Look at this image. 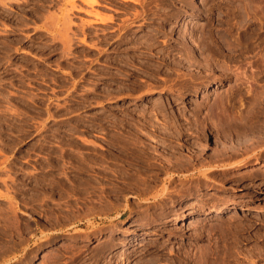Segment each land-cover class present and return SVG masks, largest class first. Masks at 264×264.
Instances as JSON below:
<instances>
[{
	"label": "rangeland",
	"instance_id": "rangeland-1",
	"mask_svg": "<svg viewBox=\"0 0 264 264\" xmlns=\"http://www.w3.org/2000/svg\"><path fill=\"white\" fill-rule=\"evenodd\" d=\"M98 1L0 0V264H264V0Z\"/></svg>",
	"mask_w": 264,
	"mask_h": 264
},
{
	"label": "bare ground",
	"instance_id": "bare-ground-1",
	"mask_svg": "<svg viewBox=\"0 0 264 264\" xmlns=\"http://www.w3.org/2000/svg\"><path fill=\"white\" fill-rule=\"evenodd\" d=\"M83 2H85L86 4H89V5H91V6H93V5H95V4H98L99 3V1L98 0H82ZM137 1V0H136ZM135 2V1H134ZM71 4H72V6L73 7H75L76 6V3H75V0H71ZM97 14H99L98 13V11H97ZM172 14V13H171ZM96 15V14H95ZM97 16H100V15H97ZM211 34V33H210ZM262 35V34H261ZM261 35L260 36H258L257 38H255L256 39V42H255V44L257 43V40L259 39H261L260 40V42H258V44H256L253 48L250 46H248V47H245V49H239V54H237V55H241L240 57L239 56H237V55H232V51H237V50H235V49H233V48H226L225 46H223L222 44H220V45H217L216 43V47H214V51H215V54L217 55V56H219L221 53H222V51L223 50H228L229 52L228 53H226L225 54V56H227V57H229L230 58V60L233 62V63H237L240 59H241V57H245V58H249V59H251V61H255V63L256 64H262L263 66H264V37H262L261 38ZM205 38H207V37H205L204 36V39ZM215 38V37H214ZM252 38V37H251ZM249 40V39H248ZM215 41V40H214ZM249 41H251V42H249ZM248 42V45L249 44H251L253 41L250 39ZM255 41V40H254ZM223 42V41H222ZM247 42V41H246ZM254 44V43H253ZM212 45V44H211ZM210 46V45H209ZM214 46V45H213ZM228 46H230V45H228ZM233 46V45H232ZM231 47V46H230ZM244 48V47H243ZM255 48H257V49H259L261 52L260 53H254L253 55H250L249 57L247 56L248 54L247 53H249V52H254L256 49ZM192 49H194V48H192ZM255 49V50H254ZM187 50V49H186ZM190 50V49H189ZM206 50V49H205ZM225 50V51H226ZM192 51V50H191ZM190 52V51H189ZM195 52V51H194ZM193 52V53H194ZM188 54V53H187ZM224 55V54H223ZM190 56V55H189ZM190 57H192V56H190ZM208 57V56H207ZM210 57V56H209ZM226 57V58H227ZM193 58V57H192ZM195 58H197V57H195ZM199 58V57H198ZM199 60V59H198ZM197 60V61H198ZM215 60H216V58H215ZM215 60H214V58L212 59V60H210V61H208V63L209 64H211V65H214L215 64ZM228 60V59H227ZM194 61H195V59H194ZM224 61H226V60H224ZM219 63V62H218ZM225 63V62H224ZM228 63V62H227ZM226 63V64H227ZM220 64V63H219ZM231 65V64H230ZM220 66V65H219ZM232 66V65H231ZM222 68V67H221ZM225 71H229L230 73H234L235 72V70H233L231 67H230V69L229 68H226L225 67ZM232 69V70H231ZM264 73V71L263 72H260L259 74H255V73H253V75H251L255 80H254V82H256V80H257V82H256V88H255V91H254V93L252 94V95H250V96H248V101H247V104H244V105H247V109L245 110H238L237 109V102H240V101H236V100H234V98H233V95L232 96H230V95H228L229 97L226 99V100H224L223 98H221V99H223L224 100V102H222L219 106H218V104H216L218 107H217V114L219 115V121H218V115L217 116H215V118H216V120H217V124H218V122H219V124H220V129L222 128L223 130H224V132L226 133V134H228V135H234V136H237V137H243V136H245V134L246 133H248V131H250V130H253V129H258V128H260V127H262L263 125H264V84H261L260 83V77L259 76H261L262 77V75L261 74H263ZM241 74V75H240ZM240 74H238V77H237V79H236V82H237V86H239V89H243V87H242V85L243 84H245L246 82H248V83H250L249 85H253V83L249 80L251 77H250V75L248 74V71H246L245 69L240 73ZM257 75H259V76H257ZM247 76V77H246ZM263 77H264V74H263ZM259 79V80H258ZM262 79V78H261ZM259 82V83H258ZM264 83V82H263ZM247 84V83H246ZM255 84V83H254ZM236 86V87H237ZM237 89V88H236ZM235 89V90H236ZM251 89H252V87H251ZM253 89H254V85H253ZM237 91V90H236ZM241 91V90H240ZM233 92V91H232ZM233 94H234V92H233ZM247 94H248V92H247ZM236 99V98H235ZM244 100H246V99H244ZM244 103H246V102H244ZM242 105V104H241ZM215 107V106H214ZM213 107V108H214ZM241 107V106H240ZM240 109V108H239ZM211 110H213L212 112L214 113V111H216V110H214V109H211ZM198 112V111H197ZM212 113V114H213ZM198 114V113H197ZM213 117H214V115H213ZM157 131H160V130H157ZM167 132V131H166ZM169 133V132H168ZM127 134H128V136L130 137V139H135L136 140V138L137 137H139L136 133H132V132H130V133H128L127 132ZM128 136H126V137H128ZM141 137V136H140ZM129 139V138H128ZM137 140H138V138H137ZM131 142H134V141H131ZM138 142V144L139 143H142L141 142V140H140V142H139V140L138 141H136V143ZM130 144V143H129ZM132 144V143H131ZM140 145V144H139ZM128 146V145H127ZM132 146V145H131ZM141 146V145H140ZM133 147H135L134 145H133ZM128 148H129V146H128ZM127 148V149H128ZM131 148V147H130ZM136 148H138V147H136ZM141 148H143L144 149V147H140V149ZM135 149V148H134ZM146 149V148H145ZM131 150V149H130ZM130 150H128V151H130ZM127 151V150H126ZM127 151V152H128ZM132 151V150H131ZM133 151H135V150H133ZM140 151V150H139ZM138 152V151H137ZM137 152H134V153H137ZM138 153H140V152H138ZM137 153V154H138ZM133 155V154H132ZM139 155H141V154H139ZM138 155V156H139ZM130 156V155H129ZM145 156V155H144ZM139 158V157H138ZM142 158H145V157H143V155H142ZM136 159V158H135ZM134 159V160H135ZM141 159V158H140ZM146 159H147V157H146ZM145 159V160H146ZM142 160V159H141ZM150 160V159H149ZM148 160V161H149ZM146 162V161H145ZM134 163V162H133ZM138 163V162H137ZM144 163V162H143ZM149 163V162H148ZM207 168V167H206ZM202 171H203V168H202ZM202 173V172H201ZM204 173H205V170H204ZM203 174V173H202ZM207 175V174H206ZM203 177V176H202ZM205 178V177H204ZM126 184V183H125ZM157 185V184H156ZM133 186V185H132ZM155 186V185H154ZM126 187H128V186H126ZM125 187V188H126ZM165 187V186H164ZM151 189V188H150ZM162 189H164V188H162ZM75 190H85L84 188H80V187H76L75 188ZM160 192V191H159ZM164 192H167V190L166 191H164ZM169 192V191H168ZM158 195V194H157ZM156 195V196H157ZM164 195V194H163ZM161 199V198H160ZM194 203V202H193ZM200 204V203H199ZM234 208H241L240 206H236L235 204H224V206H219V207H217V208H214V209H212V210H210V212H208L207 213V215H210V213H212V214H218V213H222V212H224V211H227V210H230V209H234ZM6 216L7 215H5V218H6ZM10 216V215H9ZM194 216V215H193ZM213 216V215H212ZM10 218H11V216H10ZM9 218V219H10ZM199 218H200V216H199ZM7 219V218H6ZM5 219V220H6ZM195 219V218H194ZM198 218H196V220H197ZM203 219V218H202ZM11 220H12V218H11ZM7 221H8V219H7ZM9 222V221H8ZM193 222V221H192ZM195 222V221H194ZM14 227V226H13ZM140 238V237H139ZM147 240V239H146ZM148 241V240H147ZM161 248V247H160ZM127 251V250H126ZM161 253V252H160ZM187 253H185V256L184 257H186L187 255H186ZM101 255V254H100ZM158 255V254H157ZM156 255V256H157ZM160 256V255H159ZM182 256V255H181ZM181 256H180V258H181ZM188 256H189V254H188ZM187 256V257H188ZM192 256V255H191ZM198 256V255H197ZM200 257H201V255H200ZM202 257H203V255H202ZM205 257V256H204ZM154 258H155V256H154ZM158 258V257H157ZM156 258V259H157ZM166 258V257H165ZM164 258V259H165ZM189 258V257H188ZM193 258H194V256H193ZM210 258V257H209ZM187 259V258H186ZM190 259V258H189ZM194 259H196V258H194ZM200 259H203V258H200ZM199 259V260H200ZM207 259V258H206ZM213 260H214V258H212ZM191 260V259H190ZM197 260V259H196ZM208 260V259H207ZM212 260V261H213ZM158 261V260H157ZM163 261V260H162ZM167 261V260H166ZM186 261V260H185ZM194 261V260H193ZM202 261V260H201ZM203 261H206V260H203ZM202 261V262H203ZM210 261V260H209ZM159 262H161V261H159ZM165 262V261H164ZM163 262V263H164ZM179 262H180V260H179ZM200 262V261H199ZM217 262V261H216ZM112 263V262H111ZM174 263V262H173ZM172 263V264H173ZM198 263V262H197ZM206 263V262H205ZM204 263V264H205ZM213 263H214V261H213ZM213 263H211V261L210 262H208V264H213ZM110 264V263H109ZM149 264H158L155 260H152V262L151 263H149ZM165 264V263H164ZM175 264V263H174ZM194 264H196V263H194ZM200 264V263H199Z\"/></svg>",
	"mask_w": 264,
	"mask_h": 264
}]
</instances>
